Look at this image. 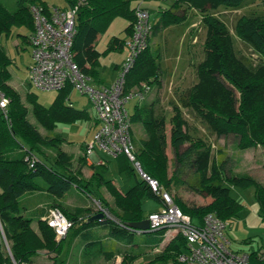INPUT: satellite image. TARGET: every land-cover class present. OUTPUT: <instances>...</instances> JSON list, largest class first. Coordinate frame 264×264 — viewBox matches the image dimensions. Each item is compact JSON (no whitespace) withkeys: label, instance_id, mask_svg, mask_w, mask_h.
<instances>
[{"label":"trees","instance_id":"1","mask_svg":"<svg viewBox=\"0 0 264 264\" xmlns=\"http://www.w3.org/2000/svg\"><path fill=\"white\" fill-rule=\"evenodd\" d=\"M64 1L67 7L62 9L77 6L75 36L71 47L73 60L86 75L101 83L98 79L100 56L110 51H122L124 40L112 37L107 49L99 52L95 49L97 37L106 31L115 18L128 22L124 32L130 37L135 10L139 6H132V3L142 0ZM162 1H168L169 6L159 10L157 21L151 25L145 49L125 75V93L140 88L142 84L160 87L159 56L152 51L150 39L160 30L183 22L190 9L199 13L206 30L202 45L203 59L196 67L197 82L178 94L179 105L172 107L168 118L157 111L155 99L147 104L137 102L133 105L129 112L130 124H140L146 134L137 145L132 142L134 157L142 171L156 181L159 189L153 192L137 174L132 162L124 155H118L114 158L117 170L125 175L128 185L123 194L106 178L107 165L91 166L92 174L88 179L82 176L81 168L73 169L74 157L61 149L65 139L59 134H52L59 123L75 124L89 120L87 111L66 103L72 90L70 86L58 91L52 104L44 107L30 90H26L23 99L9 84L11 59L1 44V37L7 36L12 26H25L32 34L33 19L29 7L37 4L46 11L49 7L41 0H18L17 9L11 12L0 1V92L8 100L7 118L2 113L0 118V264H32V258L43 250L53 254L55 260L62 251L63 239L56 240L53 229L44 220H37L35 232L31 226L32 220L22 215L23 207L19 198L26 192L44 191L60 199L71 187L88 197L101 187L107 190L112 197V205L102 198L98 197V200L115 221H88L95 215L89 208H74L71 211L60 207L55 201L48 205V209H59L71 222L69 231L73 230L81 237L84 256H89L91 244H95L98 251H103L102 241L95 238L98 236L93 229L96 225L108 227L109 238L132 246L134 235L138 233L128 225L146 219L142 211L144 199L155 200L163 206V193L170 196L172 203L189 216L192 223L200 225L206 215L213 214L228 224V230L231 219L243 207L230 196L226 184L242 189L253 187L258 212L264 217V185L248 173L227 175L226 157H214L206 141L187 132V122L180 109H187L205 121L216 136H234L239 150L264 148V18L241 16L234 24L236 37L249 45L258 56L256 66L246 65L237 54L225 24L210 13L220 6L238 8L243 0ZM23 101L30 105V111ZM30 116L34 123L30 121ZM40 129L47 135H42ZM50 133L51 136L48 135ZM168 142L172 149L171 158L167 153ZM84 158L78 159L83 166ZM185 169L192 171L189 181L182 180L178 174ZM37 178L42 180V185L36 182ZM185 184L200 196L210 198V201L203 205L184 202L177 192ZM44 212L46 210L41 214ZM140 234L147 236L145 246L152 253L163 244L166 230ZM186 250L185 239L177 235L152 257L149 264H181L178 256ZM261 252L258 249L248 254L249 264H264V259L259 256ZM102 255L106 260H111L116 253L103 251ZM120 255L121 264H130L135 257L126 250Z\"/></svg>","mask_w":264,"mask_h":264},{"label":"rangeland","instance_id":"2","mask_svg":"<svg viewBox=\"0 0 264 264\" xmlns=\"http://www.w3.org/2000/svg\"><path fill=\"white\" fill-rule=\"evenodd\" d=\"M0 1L11 12L17 9L18 0ZM41 1L51 8L56 7L62 9L63 7H66L64 0ZM138 4L141 9L148 13L149 23L151 25H154L157 21L159 10L169 6L168 1L161 0H142L133 2L132 6H137ZM210 13L225 24L226 28L230 32L234 48L240 56V59L246 65L256 66L258 64V56L252 52L249 45L245 44V42L236 37L234 33V24L241 16H258L264 18V0H243L242 4L238 8L233 9L220 6L217 10L211 11ZM127 25L128 22L125 19L115 18L106 31L97 37L95 49L99 52H104L107 49L109 40L112 37L120 38L124 40L125 43L129 38L124 32ZM205 31L206 30L204 25L201 23L199 13L190 9L187 11L186 19L183 22L170 25L151 37L150 46L152 51L159 56L157 64L160 68L161 85L160 87L154 84L151 85L149 92L145 93L142 101L130 99L127 104L129 112H131L133 105L137 102L140 104H147L155 99L157 100V111L165 114L167 118L169 117L172 107L174 105H179L178 94L197 82L195 73L197 65L203 59L202 45L205 38ZM30 35L31 30L27 27L12 26L9 34L1 37V44L8 57L11 59V66L9 67L11 80L9 84L19 92L23 99L26 90H30L33 94H35L39 104L44 107H49L56 98L58 91H43L31 86L28 81L27 69L31 64V49L27 40ZM155 49H157V51ZM127 56L128 52L125 46L122 51H110L101 55L98 60V79L100 82H109L111 79H115L118 75V69L114 70V67L116 65L120 67L126 60ZM138 89L139 88H137V90ZM23 103L30 111V105L25 101H23ZM66 103H70L71 106L76 109L85 110L89 114V120L87 121H78L75 124H57L54 132L52 133L59 134L65 139V142L61 145V149L67 153L73 154L75 156V160H78V158L82 156L86 145H89L93 141V135L96 131V114L87 97L80 95V93L76 90L70 91ZM180 109L183 118L187 122V132L193 137L201 138L206 141L211 146L214 157H219V155H222V158L226 157L225 172L227 175L231 173H248L264 185L263 147L257 149L252 148L239 150L236 147L237 140L234 136L229 135L226 137H218L210 130L205 121L198 119L187 109ZM30 121L34 123V119L31 116ZM40 132L42 135H47V133L41 129ZM52 134L50 133L48 135L51 136ZM166 134L168 138V124ZM145 136L146 134L140 124L135 123L131 125V138L135 145L139 143L140 139H144ZM95 148L99 154H103L102 157L106 161V178L112 180L121 191H126L128 188L126 177L124 174H120L118 172L116 159L106 155L100 151L98 147L95 146ZM167 153L169 158H171L172 149L169 142L167 144ZM78 165H80L79 162L76 164L74 163L75 167H78ZM172 165L173 163L171 162V173L173 171ZM79 168H83V165ZM83 170L86 175V179H88V176L90 175L89 170L84 168ZM178 174L182 180L189 181L192 176V171L190 172L185 169ZM36 182L42 185V180L37 178ZM226 187L229 189L230 196L243 207L241 212L236 217L231 219L230 227L226 231V237L229 242V250L234 253L247 255L253 251H257L258 249L264 251V217H262L258 212L257 203L253 194V187H246L242 189L234 187L228 183L226 184ZM99 190V192L97 191L91 194L89 198L80 190L71 187L64 194L63 198L60 199H55L44 191L26 192L19 198L21 206L23 207L22 215L31 219L32 226L34 227L38 219V211L41 208H45L47 211L48 204L50 205L52 201H56L57 203L64 205L63 207H69L70 209L74 206L86 205L89 206L95 214H101L99 211V207H101L108 212V215L111 218H113L110 212L104 207L100 200H98V197L102 193L101 196L105 197L110 203H112V199L104 187H101ZM177 194L189 205H203L207 204L209 201L208 197L200 196L196 192L190 190L187 184H185L177 192ZM142 206L145 218L148 214L159 211L162 208L159 202L150 199H144ZM95 231L97 234L102 236L107 233L108 227L96 225ZM146 237L147 236L143 234H135L133 245L126 249L128 253L135 255L132 264H149L152 255L150 251L146 249ZM68 241L69 238L66 240V243ZM113 243L114 242H108V240H103L101 243L102 249L109 251L110 249L107 248H109ZM164 245L165 244H162L158 250L161 251ZM116 250L119 251L120 249L118 248ZM159 251L155 250L152 253L157 254Z\"/></svg>","mask_w":264,"mask_h":264},{"label":"built area","instance_id":"3","mask_svg":"<svg viewBox=\"0 0 264 264\" xmlns=\"http://www.w3.org/2000/svg\"><path fill=\"white\" fill-rule=\"evenodd\" d=\"M33 19V33L28 39L31 49V64L28 67L29 84L43 91H61L70 86L80 95L86 96L96 114L97 130L93 141L87 145L86 158L91 160L96 147L106 155L116 158L124 155L132 162L137 174L145 180L153 192L159 186L141 169L134 157L131 140L130 113L127 104L130 99L142 101L149 92L147 85L125 93V75L132 68L136 57L145 49L152 26L148 13L138 6L135 10L133 30L124 43L128 52L126 60L118 68V75L107 86H93L74 62L71 47L75 36L77 6L66 9L43 6L29 7ZM8 100L0 92V111L7 118ZM163 206L159 211L148 214L149 232L166 230V234L180 235L186 241L187 250L178 256L181 264H249L247 254L231 252L226 237L228 224L213 214L206 215L200 225L191 222L189 216L174 205L168 194H162ZM103 219L115 221L108 212L99 207ZM44 220L55 233L56 240L64 238L72 224L57 208L48 209ZM136 233H144L134 230ZM147 231V232H148ZM158 251V250H156ZM264 259V251L260 253Z\"/></svg>","mask_w":264,"mask_h":264},{"label":"crops","instance_id":"4","mask_svg":"<svg viewBox=\"0 0 264 264\" xmlns=\"http://www.w3.org/2000/svg\"><path fill=\"white\" fill-rule=\"evenodd\" d=\"M162 1V0H161ZM48 6V5H47ZM49 7V6H48ZM66 7H67V5H66ZM50 9H52L51 7H49ZM54 8H56V7H54ZM53 8V9H54ZM63 8H65V7H63ZM58 9H60V8H58ZM30 66V65H29ZM117 66V65H116ZM116 66L114 67V70H116ZM28 70V69H27ZM114 79V78H113ZM113 79H111L109 82H101V83H99V82H95L94 80L92 81V85L93 86H96V87H98V86H107V85H109L112 81H113ZM149 89H150V87H149ZM96 120V119H95ZM95 127H96V130H97V124L95 123ZM87 146V145H86ZM258 148H260V147H258ZM67 153V152H66ZM68 154H70V153H68ZM73 157H74V159H73V166H72V168L73 169H77V168H79L80 166H82L81 165V163L79 162V160H75V156L73 155V154H71ZM103 156V154L101 153V154H99L98 152H97V150H96V148H94V150H93V156H92V158H91V160H88L87 158H86V155H85V150L83 151V153H82V156H80V157H85L84 158V166H86V167H84L83 166V168L84 169H87V170H89V172H90V175L88 176V177H90L91 176V174H92V172H91V170H90V168H91V166H93V165H95L96 163V165H101V164H103V165H107L106 164V161L104 160V158L102 157ZM79 159V158H78ZM79 162V164L80 165H78V167H75L74 166V163L76 164V163H78ZM83 168H81V172H82V176L86 179V175L84 174V170H83ZM112 181V180H111ZM112 183L114 184V182L112 181ZM115 185V184H114ZM116 186V185H115ZM117 187V186H116ZM128 189V188H127ZM122 194L123 193H125L126 191H121L120 189H118ZM100 191V190H99ZM98 191V192H99ZM83 193V192H82ZM97 194V193H96ZM109 194V193H108ZM86 195V194H85ZM101 195H102V193H101ZM99 196L100 198H102V199H104L109 205H112V203H110L105 197H103V196ZM109 196H110V194H109ZM53 197V196H52ZM88 197V196H87ZM54 198V197H53ZM63 198V197H62ZM90 198V197H89ZM110 198L112 199V197L110 196ZM209 201H210V198H209ZM208 201V202H209ZM54 201H52V203H53ZM56 202V201H55ZM57 203V202H56ZM60 207H62V208H64V209H67V210H71V211H73L74 210V208H89L90 209V207L89 206H86V205H84V206H74V207H72V209H70L69 207H63L64 205H61V204H59V203H57ZM65 204V203H64ZM49 205V204H48ZM48 208V207H47ZM142 208H143V206H142ZM42 209V211H44L45 210V208H41ZM41 209L38 211V213H37V215H38V219H42V215L45 213H43V214H41ZM93 212V211H92ZM156 212V211H155ZM37 219V220H38ZM37 222V221H36ZM31 226H32V224H31ZM95 226H94V230H95ZM32 229L35 231V232H37V223H36V225L33 227L32 226ZM99 238L101 241H103V240H108V242H114L113 244H111L110 245V247L109 248H107V249H110L109 251H114V253H116V256L114 257V258H112L111 260H106L104 257H103V255H102V253H103V251H107V250H103L102 252H100V251H98V248L97 247H94L95 246V244L94 245H90V247L92 248L93 247V249L91 250V248H90V250H89V256H84V247H82V245H81V237L79 236V235H76L75 233H74V231L73 230H71V231H68V233H67V235L64 237V238H62L63 239V248H62V251H61V253L57 256V258L55 259V260H53V254H48L46 251H39V252H37V254L32 258V264H53V261H55V264H121V253L122 252H124L126 249H128V247L129 246H127V245H124V244H122V243H119V242H117V241H115V240H113V239H111V238H109L108 236H107V233H105L104 235H99L98 234V236L96 235V237L95 238ZM69 238V241L66 243V240ZM172 238H174V236H173V234H165V238H164V241H163V244H167L168 242H169V240L170 239H172ZM61 240V239H60ZM66 248V249H65ZM104 248H105V246H104ZM120 249L119 251L118 250H116V249ZM83 249V250H82ZM96 249H97V251H96ZM122 249V250H121ZM159 251V250H158ZM158 254V253H157ZM157 254H153V253H151V255H152V257L153 256H155V255H157ZM138 256V255H137ZM152 259V258H151ZM130 264H132V263H130ZM162 264H164V263H162Z\"/></svg>","mask_w":264,"mask_h":264},{"label":"water","instance_id":"5","mask_svg":"<svg viewBox=\"0 0 264 264\" xmlns=\"http://www.w3.org/2000/svg\"><path fill=\"white\" fill-rule=\"evenodd\" d=\"M102 219H103L102 214H95L88 221H100ZM128 227L131 228L132 230H141L143 232H146L149 230V222L148 220L145 219L138 223H130Z\"/></svg>","mask_w":264,"mask_h":264}]
</instances>
